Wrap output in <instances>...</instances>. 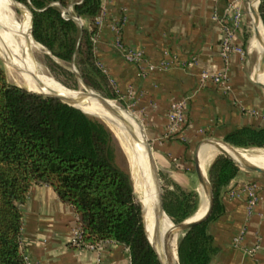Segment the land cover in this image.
Listing matches in <instances>:
<instances>
[{"label":"crops","instance_id":"obj_1","mask_svg":"<svg viewBox=\"0 0 264 264\" xmlns=\"http://www.w3.org/2000/svg\"><path fill=\"white\" fill-rule=\"evenodd\" d=\"M232 1L242 6L240 0H103L104 12L97 17L94 50L99 63L132 106L159 170L183 187L197 177L195 159L201 164V150L221 149L211 139L227 143L225 135L239 127L264 126L260 56L244 19L234 37L243 50H231L227 57L222 53L223 21ZM247 2L253 10L257 7L255 1ZM124 49L143 50L144 56L131 61ZM164 58L171 63L161 65ZM203 72H225L226 81L204 80ZM184 97L186 122L170 133L171 105ZM223 147L235 158L236 152L249 156L231 143ZM216 152L205 167L201 164L203 172ZM248 182L258 185L252 208L243 189ZM221 203L223 210L211 223L218 251L208 264H264V171L241 168L224 188ZM78 223L74 206L51 184L34 183L23 205L22 248L29 264H97L99 259L101 264H131L123 242L106 239L95 248L72 245Z\"/></svg>","mask_w":264,"mask_h":264},{"label":"trees","instance_id":"obj_2","mask_svg":"<svg viewBox=\"0 0 264 264\" xmlns=\"http://www.w3.org/2000/svg\"><path fill=\"white\" fill-rule=\"evenodd\" d=\"M17 1L29 6L31 34L52 56L74 61L91 86H98L97 78L110 80L94 50L93 19L103 0ZM20 6L31 18V12ZM259 11L264 23V0ZM52 63L77 80L73 69L53 59ZM118 94L117 90L102 95ZM224 140L240 147H264V126L239 127ZM118 148L114 131L103 119L11 82L0 59V264H29L22 248L23 205L34 183L51 184L62 200L74 206L85 241L123 242L130 250L131 264H160L131 173L117 160ZM240 169L225 153L211 162L208 175L214 206L208 218L179 236L180 264H208L218 251L211 223L223 210L224 188ZM161 175L167 177L162 171ZM163 200L167 215L179 223L196 211L199 193L172 181L164 189Z\"/></svg>","mask_w":264,"mask_h":264},{"label":"bare ground","instance_id":"obj_3","mask_svg":"<svg viewBox=\"0 0 264 264\" xmlns=\"http://www.w3.org/2000/svg\"><path fill=\"white\" fill-rule=\"evenodd\" d=\"M18 3L25 7L24 4L16 0H0V50L9 57L6 59V66L9 73L15 78L17 84L23 85L31 90L42 92L51 91L65 99L79 97V95L84 93L82 90L75 91L66 89L60 86L53 77L43 72V69L39 64L37 54L40 51H44L45 49L32 36L31 18H29V15L27 16L28 13L26 14L25 10ZM17 4L21 7V11L23 12L21 16H19L17 13L16 9L19 8ZM249 5L250 11L252 12L253 5L251 2H249ZM254 11V23L255 27L259 30V36H254L256 37V41L253 46L257 52H259V56H261L264 51L261 48L264 47V24L258 13L257 7L254 8ZM27 22L29 24L30 31L27 28ZM1 56L3 60H5L2 54ZM82 85L87 90V93H92L93 90L87 88L84 82H82ZM112 102L113 104L117 105L114 101ZM81 106L86 112L96 113L99 116L104 117L111 129L122 139V143L125 142L128 145L131 152L130 166L132 178H134L135 181V191L140 186L142 189L143 186V196H141L140 199L142 201V206L144 207L149 237L155 242L156 236L155 246L164 262L168 261L170 264H179L177 235L174 233L170 238L168 245L170 251L163 243L161 237V229L163 224H168V233L173 229L174 226L172 220L167 214L163 216L161 227L158 230V234L155 235L153 208L157 204V187L149 160V154L144 144V135L141 132L139 123H137L138 121L136 122V118L132 114L124 111L118 105L117 107L120 110L122 117L115 114L111 109H108L101 102H99L96 97H93V101L91 103ZM133 129L141 134L140 139L136 138ZM218 144L220 145L221 149L228 152L223 147V144L229 143H223L222 141H219ZM214 151H217V148L210 147L201 150L200 160L203 167L206 166V159ZM228 153L231 154L230 152ZM236 158L241 162L257 164L264 167L263 159L255 160L251 156H244L238 152H236ZM204 194L206 198V205L204 204L205 207L203 206L204 208L201 209V212H198L196 215L190 217L189 220L198 219L207 211L210 204V194L205 189Z\"/></svg>","mask_w":264,"mask_h":264},{"label":"rangeland","instance_id":"obj_4","mask_svg":"<svg viewBox=\"0 0 264 264\" xmlns=\"http://www.w3.org/2000/svg\"><path fill=\"white\" fill-rule=\"evenodd\" d=\"M253 1H255L256 5H257L259 0H253ZM22 4H24V3H22ZM240 4H242L241 8H242L244 20L248 23V27H249V30H250L249 31L250 35H252V37H253V36H255L254 30L256 28H255V24H254V21H253V17L251 15V12H250V9H249L248 2H247V0H240ZM24 6L26 7V9H28L31 12V10H30L28 5L24 4ZM257 8H258V6H257ZM16 10H17L18 15L21 16L22 13H23L21 11V9L18 8ZM68 10L72 11V3L70 4V6H68ZM43 48L45 50L44 51H40L37 54V58L39 59V64L42 67L43 72H45L47 75L53 77L55 79V81L60 86L66 88V89L75 90V91L82 90L84 93L87 92V90L82 85V81H81V79L79 77L76 80L74 77H72L71 75L67 74L64 70H62L61 68H59L58 66H56V65H54L52 63V59H53V60H56L57 62H59L60 64L64 65L67 69H72V63L74 61L67 62V61L58 59V58L52 56V54H50L48 52V50L44 46H43ZM1 54L3 55L5 60H3ZM50 56H52V59L50 58ZM8 58H9L8 55L0 50L1 63H2V65L4 66V68L6 70V73H7V76L9 78V80L11 82L17 83L15 78L9 73V71L7 69L6 59H8ZM74 64H75V62H74ZM75 67H76V64H75ZM262 78L264 79V70H262ZM97 82H98V86L97 87L91 86V85L88 84L93 91L100 92L101 94H104V95H106V94H108L110 92H114V91L116 92L117 91V87L115 86L114 82L111 79L110 80H105L103 78H97ZM21 86H23V85H21ZM110 98H111L112 101H114L124 111L132 114L136 118V122L138 121L137 123H139V126L141 128L140 121L138 120V117L136 116L132 106H130V104L126 101L125 98H123L120 94H118L117 97H114V98L110 97ZM115 136H116L118 144H119L117 160L124 168H126L127 170L130 171L131 176H132V171H131V166H130V155H131L130 149H129L128 145L125 142H124L125 144L122 143V139L119 137V135L117 133H115ZM258 148H259V146H250V147H240L239 146V149H242L243 152L246 155L251 156L255 160L264 158V150H257ZM219 153H222L221 149H218L217 152L211 157V159L208 160L207 167H206L207 175H208V168H209L211 162L214 160V158ZM243 169H245V168H243ZM159 172H160V178H161V183H162L163 192H164V189L166 188V186L170 185L171 182L173 181V179H171L168 176L165 177V175H161V171L160 170H159ZM208 177H209V175H208ZM132 179H133V182L135 184L134 178H132ZM134 188L136 189V187H134ZM185 188L186 189H196L197 191L200 190V192H201V194L203 196V200H204L203 201L204 203L202 205V207H203L205 202H206V198H205V194H204V189L200 186V182L198 180V177H194L193 180L191 181L190 185L186 186ZM135 192H136L137 197L141 201L140 198H141V196H143V186H142V189H141V186L138 187V189ZM198 193H199V191H198ZM141 203H142V201H141ZM201 203H202V199H201L200 194H199L198 207H197L196 211L191 216H194L198 212V210L201 208ZM190 217H188L186 219H190ZM170 219L172 220L173 224L176 223V222L173 221V219L171 217H170ZM161 222H163V220ZM167 225L163 224V227L161 229V237H162L163 243L165 244L167 249L170 251V249L168 247L170 239L168 241H166V235L168 234V231H169V228H168ZM182 232L183 231H178L177 232V248H178V239H179V236L182 234Z\"/></svg>","mask_w":264,"mask_h":264},{"label":"water","instance_id":"obj_5","mask_svg":"<svg viewBox=\"0 0 264 264\" xmlns=\"http://www.w3.org/2000/svg\"><path fill=\"white\" fill-rule=\"evenodd\" d=\"M260 1L261 0H259V4H260ZM259 4H258V13H259V15L261 17V14H260V11H259ZM252 12H254L253 14H255V11L253 9H252ZM76 18H78V16ZM32 24H33V13L31 12V31H32ZM254 33H255V35L259 36V30L257 28L254 30ZM47 50H48V52L50 54H52L49 49H47ZM258 67H259L260 70L264 69V51H263L262 55L260 56V61H259V66ZM72 69L77 73V76L81 79V81L85 83L86 87L91 89V87L83 80L81 74L76 69L74 62L72 63ZM258 83L262 87H264V81L258 80ZM34 91H36V90H34ZM37 92L46 93V94L55 96V97L65 101V102H67V103H69L71 105H74L76 107L81 108L83 111H85V110L82 108L81 105H84V104H87V103H91L93 101V97H96L97 100L99 102H101L104 106H106L108 109H111L115 114H117V115L122 117V114H121L120 110L118 109L117 105L113 104V102L111 101V98L107 97V96H104L101 93L96 92V91H92L91 94H89V92L88 93L85 92V93L79 95V97L72 98V99L62 98V97L58 96L56 93L51 92V91H47V92L37 91ZM87 113H89L91 115L98 116V117H100L101 119H103L106 122L104 117H101V116H99L96 113H92V112H87ZM140 125H141V123H140ZM133 131H134V134H135L136 138L140 139L141 138V134L139 132H137L135 129H133ZM141 132L144 135L143 136V140H144L145 147H146V149L148 151V154H149V160H150L151 168H152V171H153V174H154L155 184H156V187H157V204L153 208V220H154V224H155V235H157L158 234V230L161 227L162 218L167 212H166L165 206H164L163 187H162V183H161L159 168H158L155 156L153 154L151 144H150L149 140L147 139V137L145 136L142 126H141ZM210 141L211 142H216L218 144V142L220 140L214 138V139H211ZM224 142H226V141H224ZM221 152L225 153L227 156L232 158L241 168L250 169V170H256V171H264V167L261 166V165L249 164L247 162H241L240 160H237L235 157H233L231 154H229L228 152H226L223 149H221ZM195 170H196V173H197L198 180L200 182V186L203 189L207 190L209 192V194H210L209 207H208L207 211L205 212V214L203 216H201L200 218H198V219H195V220L185 219V220H183V221H181L179 223H174L173 229L166 235V241H168L174 233L177 235L178 231L188 230L191 227H193L195 224H197L198 222H201V221L205 220L206 218H208V216L210 215V213H211V211L213 209V206H214V194H213L212 185H211V182H210V179H209L207 173L203 172V170L201 168V164H200L198 156L195 159ZM198 191H199L200 197L202 199V203H201V206H202L203 205V201H204L203 200V196H202L200 190H198ZM142 209H143V217H144L145 227H146V231H147V234H148L147 225H146V217H145L144 207L143 206H142ZM148 238H149V241H150L151 245L153 246V248H154V250H155V252L157 254V258H158L160 264H170V262H168V261L164 262L162 260V258H161L160 254H159V252H158V250H157V248L155 246L156 236H155V242L150 239L149 234H148ZM179 264H180V260H179Z\"/></svg>","mask_w":264,"mask_h":264},{"label":"built area","instance_id":"obj_6","mask_svg":"<svg viewBox=\"0 0 264 264\" xmlns=\"http://www.w3.org/2000/svg\"><path fill=\"white\" fill-rule=\"evenodd\" d=\"M228 10V18L223 21V36L221 40L222 45V53L224 56H228V54L231 52V50H243L242 46L239 44H236L234 41L235 32L237 28L241 25V22L243 21V12L241 6L236 2L232 1L229 2L227 5ZM103 4L99 11V13L95 16L93 19V23L97 24V17L103 13ZM96 19V20H95ZM117 45L124 48L122 42L120 40H117ZM126 57L134 62L140 61L143 56L144 52L143 50H133V49H124ZM171 60H168L166 58L162 59L160 61L161 65H167L170 64ZM101 65V64H100ZM151 67H154V65H151ZM202 78L204 80L211 79L217 83H224L226 81V74L225 72H217V73H208L203 72ZM186 110H187V97L182 98L181 100L175 101L172 103L170 112H169V125H168V131L170 133H175L179 131L183 125L186 122ZM257 183L256 182H248L245 183L244 190L247 191L248 198V206L249 208H252L253 205L257 202L259 198V194L257 192ZM235 193V192H234ZM100 241L96 242H88L85 241L82 235L81 231V225L78 223L77 226L73 230V235L71 238V244L75 246H86L89 248H95L99 245ZM234 242L236 244H239L241 242V236H236L234 238ZM97 264H101L100 259L97 261Z\"/></svg>","mask_w":264,"mask_h":264}]
</instances>
